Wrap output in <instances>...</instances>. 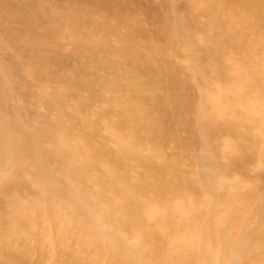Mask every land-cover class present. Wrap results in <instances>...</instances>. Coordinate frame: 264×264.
<instances>
[{"label":"bare ground","instance_id":"obj_1","mask_svg":"<svg viewBox=\"0 0 264 264\" xmlns=\"http://www.w3.org/2000/svg\"><path fill=\"white\" fill-rule=\"evenodd\" d=\"M199 3L201 10L195 8V5ZM184 4L186 6H183L190 14L187 27L194 31L205 29L220 32L218 38L208 36L205 39L207 42H201L206 49L205 55L214 61L227 62L231 67L230 72L224 71L221 62L213 67L215 77L221 80L220 84L209 83L208 74L201 73L198 90L203 96L198 97L195 105L196 113L199 114L197 124L205 125L211 122L218 131L226 127L230 121H218V115L226 114L227 109H219L224 108L226 102L233 105L227 112L230 115L229 120L240 119L245 112L247 114L263 112L264 99L262 97L264 96L259 95L263 101L259 104L258 111H255L258 101L245 103L248 105L246 107L239 99L246 98L245 95L253 96V93L261 92L264 95L262 92L264 91V13H253L255 14L252 17L253 21L247 27L242 26L243 18L240 17V12L243 10L252 11L258 7H264V0H185ZM73 6L79 9L81 2L74 0ZM130 9L131 5H122L117 14L119 17H125ZM73 18H77L74 20L78 22L86 20L88 23H95L98 27L110 32L115 30L114 34L119 33L117 24L105 20L98 22L93 14L80 16L79 13H75ZM126 27V32L131 38L128 41L129 48L130 46L133 47L131 49L141 46L140 42L144 40V36L137 35L136 32L142 28L127 25ZM75 35L69 36L68 39L71 42L75 41L77 39ZM89 42L96 43L97 41ZM47 47L44 49L43 44L32 42L27 51L34 52L44 49L46 56L54 57L55 53L49 51V49L54 50V46ZM99 48L102 52H114L111 55L114 64L108 67L109 72H105L106 68L102 64L99 65L100 60H97L98 62L93 67L92 65L89 67L94 71L93 81L86 82V85L96 87L97 101L108 103H99L96 100L92 103L66 102L70 96L79 91L78 87L70 88L67 94L60 91L46 94L49 100L48 104L44 105L47 110L51 109V113H45V123L40 129L42 134L39 131H23L20 123V126L15 127L20 131L18 134L21 142L15 153L7 151L8 157H6V150L0 147V264H264V257L258 260L260 251L257 248L264 241V229H261L258 234V245L251 253L245 255L257 228L264 222V203L248 210V216L252 219L251 225L245 222L246 219L243 221L239 216L235 218L233 224L238 240L232 245L227 243L229 251L234 249L237 254V256L231 255L235 257L231 259L232 261L224 259L222 256L224 250L220 251L222 257L218 255L216 258L212 254L210 241L200 242L193 237H181L182 230L197 226L207 214L203 212L202 218L193 216V212L190 211L191 216L185 217L182 208L178 207L180 200L177 195L184 191L180 193L183 195L185 190L192 187L193 179L191 182L190 180L186 182L183 181L186 176H181L183 178L179 183L173 178L175 168L171 167L170 161L175 154L179 157H186L190 150L188 148L177 149L179 148L177 144L181 138L184 140L185 137L180 138L175 135L172 137L171 146L174 147V151H169L170 148L166 149L168 144L164 141L165 135L175 133L178 127L180 129V126L185 124V119L181 118L182 109L187 107L184 106L185 103L176 107L171 104L174 98L185 93L184 82L183 80L163 79L166 74L172 76L173 72H178L177 65L166 64L162 70L151 67L146 71L149 76L147 80L133 79L115 83L116 78L128 77L129 71L124 70L121 60L135 63L145 59L148 64H153L159 59L156 57L158 53L148 52L134 60L123 54L124 47L121 45L110 46L105 43L99 45ZM207 57L204 60L201 55L198 60L203 64H208ZM139 68L136 73L140 71ZM155 79L169 81V83H163V89L154 94L155 97L148 99L144 91L153 86ZM232 81H235L232 86L223 87L222 82ZM180 84L182 86H179ZM110 98L114 99V102L111 103ZM146 99L151 103L150 108L147 107ZM162 105L170 109L161 113L156 112L155 107ZM249 108L255 109V112L250 111ZM82 109H88L89 114L80 115ZM263 115L260 114L262 117ZM262 117L258 119L259 122ZM106 118H112L113 123L110 127L104 123ZM219 118L225 120L226 116ZM0 126H2L1 121ZM195 127H191V130ZM259 128L256 129L260 132L261 128ZM75 131L84 134L86 132V134L80 136L77 133L74 134L78 136L77 140L62 141L65 135ZM94 135H100V137L93 141ZM0 136L3 137L2 134ZM40 136L54 137L61 143L56 140L55 145L45 149L44 153H36L31 145ZM199 137L204 138V142H201L205 145L202 148L198 146L201 151L196 153L198 158L196 157L195 165L203 182L216 191L217 198L216 193L219 192V187H226L225 178H218L224 175L226 169L216 164L215 159L219 156L211 151L208 135L205 138L204 133ZM127 139L129 141H124ZM193 139L191 144H193ZM219 142L218 145H220ZM13 163H16L17 168L11 172L10 164L13 165ZM21 167L24 172L22 175L19 171ZM122 167L130 168L134 174H122ZM177 172L179 171L176 170L175 176ZM199 184L202 185V182ZM231 186L228 190L230 192L233 190ZM233 195L238 198V193ZM207 198L205 200L203 198L204 202ZM185 200L187 201L186 198ZM207 203L210 205V202ZM199 205L201 206V203ZM188 212L187 209V215H189ZM218 218L215 217V220L217 221ZM209 222L212 223L211 220ZM172 223H179V225L173 227ZM213 228L215 230V227ZM221 243L225 244L224 241Z\"/></svg>","mask_w":264,"mask_h":264},{"label":"rangeland","instance_id":"obj_2","mask_svg":"<svg viewBox=\"0 0 264 264\" xmlns=\"http://www.w3.org/2000/svg\"><path fill=\"white\" fill-rule=\"evenodd\" d=\"M78 1L81 2V6L79 9L73 6L74 0H0V119H2L0 120L2 122V126H0V134L3 135V137L0 136V147L6 150V157H8L7 151L9 153H15L19 143H21L18 134L20 131L15 129V127L20 126V123L22 124L23 131H39L42 134V131L40 129L45 123V113H51V109L47 110L46 106L44 105L48 104L49 100V97H46V94H52L56 91L64 92L65 94H67L70 88L74 89L75 87H78L79 91L70 96L66 102H75L77 104L79 102L92 103L95 100H98L96 96V87L86 85V82L93 81L92 75L94 71L90 70L89 67L91 65L93 67L94 64L98 62L97 60H100L99 65H104V68H106L105 72H109L108 67H110L111 64H114V59L111 56L114 52H102L99 48V45L105 43H108L110 46L116 44L121 45L122 47H124L123 54L129 59L134 60L139 59L141 56H144L148 52H157L158 55L156 57L159 59H157V61H154L153 64H148L145 59L140 62L136 61L135 63H133V61L128 62L121 60L122 65L124 66V70L129 71L127 75L128 77H126L125 79L116 78L117 82H113H126L133 79L147 80L149 78V76L146 74L147 69L154 67L160 68L162 70L166 64L177 65L178 72H173L172 76L166 74V77H163V79L174 81L183 80L186 91L185 93H182L180 97L174 98L173 101H171V104L173 105V107H176L179 104L185 103L184 106H187L188 108L184 107L181 111V115L183 114L181 118L183 120L185 119V124H182L180 126V129L178 127L175 133L165 135L164 141L168 144L166 146V149L170 148L169 151H174V147L172 148L171 146L172 137L174 135L179 136L180 138L181 136L185 137L184 140H182L183 138H181L182 141L180 140L177 144L179 145V148L177 149L184 150L188 148L190 150V152L188 151L189 153L187 152L186 157H179L175 154L173 159H171L172 162L180 160L179 162L177 161L173 164L170 161L171 167L175 168V172H173V178L178 180L179 183H181L182 178L185 176V180L183 179V181L188 182L190 180L189 182H191L193 179L192 187L185 190L186 194H180L183 193V191L177 195L178 199L180 200L178 207L182 208L185 213V217L191 216L192 212L193 216H201L202 218L204 214H207L203 220H200L201 224L199 222L197 226H192L188 229H185V231L182 230L181 237H193L198 241L200 240V242L202 240H206L208 242L210 241L212 254L216 258L219 255V257L223 256L224 259L227 258L229 259L228 261H232L233 257L235 255L237 256V254L235 253L234 249H230L229 251L227 243H229V245H232L234 241L238 240V235L235 233L236 229L233 224L235 218L239 216L243 221L246 219L245 222L248 225H251L252 219L248 216V210H251L254 207L261 206L264 203V158H262V156L264 157V136H262L264 135V124L262 123L264 122V107L263 112L261 111V113L258 112L256 114L251 112L250 114H247V112H245L244 114H242V118L231 119L230 117L231 120H229L230 115H228L227 112L230 111V108L233 105L230 102H226L224 108H219L220 110L221 108L223 110L227 109L226 114H222V116H226L225 120L219 118L222 117L221 115H218L219 117L214 116L218 117L219 122L230 121L226 127H223L218 131L215 129L216 127H214V124H212L211 122L206 123L205 125L197 124L196 120H198L197 117L199 116V114L196 113L195 105L196 102H198V97L203 96V94H201V91L198 90V82L200 81L201 73L205 72L208 74L210 80L209 83L220 84L221 80L215 77L216 75L214 73L213 67L217 63L221 62L223 63L222 65L225 72L231 71V67H229L227 62L225 63L222 60L214 61V59L212 60L208 58L205 55L206 49L204 48L203 43H201L204 42L206 37L208 36H217L218 38L220 36V32L205 29L194 31L187 27L190 14L183 6L185 5V0ZM122 5H131V9L125 17H119V15L117 14L119 13V9ZM195 8L201 10V4L199 3L195 5ZM75 13H79L80 16L85 14H93L98 22H102L103 20H105L115 23L117 24V26H119L117 27L119 33L114 34L115 30L113 32L107 31L106 29L98 27L95 23H88L86 20H81L78 22L77 20H74L77 18H73V14ZM253 13H264V7L261 6L252 11L243 10V12H240V17L243 18V21L241 23L242 26L247 27L253 21L252 17L255 16V14ZM44 18L45 20H42ZM126 25L135 27L140 26V28H142L138 29L136 32L137 35L144 36V40L140 42L141 46H136L134 49H131L132 46H130L129 48L130 43H128V41L131 38H129V34L126 32ZM73 34H76L75 37H77V39L71 42V40H69L68 38ZM92 36L94 38H91ZM92 40H95V42L97 41L99 43L89 42ZM32 42L40 43V45L43 44L44 49L48 48L47 46L50 45L54 46V50L49 49V51L54 52L55 56H46V52L44 49L42 51L40 49V51L34 52L27 51V48L31 47ZM196 53L199 54V56H197ZM201 55L203 56L204 60L207 57L208 64H203V62L198 60ZM211 64L213 65L209 67V65ZM138 68L140 69V71L136 73V70ZM109 77H111V75ZM165 82L169 83V81L155 79L153 81V86L144 91V93L146 94L145 97L148 99H150L151 97H155L153 95L159 93L163 89L162 84ZM233 82L235 81H232L230 83L222 82V85L224 88H228L234 84ZM179 86H182V84H180ZM259 95H261V97L264 96L261 92L253 93V96L245 95L247 99L243 97L240 98L239 101L241 100V103L246 107L248 105H246L245 103H256L258 101V104H256L257 110H252L249 108L250 111H258V108L260 106L259 104H262L261 101H263L264 99V97H262L263 99H261ZM148 99H146L147 107L150 108L151 103ZM255 99L257 100L255 101ZM109 101L112 103L114 102V99L110 98ZM97 102L108 103L107 101ZM262 105L264 106V102ZM37 109H39L40 112L37 111ZM168 109L170 108L166 109L164 105L155 107V111L159 113L164 112ZM79 114L82 116H87L89 114V111L88 109H82ZM260 114L263 115V117L260 116ZM261 117L262 119H260L261 121L259 122L258 119ZM193 119L195 121H193ZM192 122H195L197 125L195 123L193 124ZM104 123H107L110 127L113 123L112 118L104 119ZM189 123H191L192 125ZM182 126L185 127L182 128ZM191 127L195 128L191 130ZM255 127L259 128L260 132ZM187 128H189L190 130ZM203 128L205 129L203 130ZM59 129L60 127L58 126L57 130L59 131ZM198 130L202 131L198 132ZM197 132L201 135L205 133V138L208 135V139L210 140L211 144V151L213 152V154L217 153V155L219 156L215 159L217 161L216 164H220V166H224L223 168L226 169L224 175L218 177L225 178L226 187H219V192L216 193L217 198L215 196L216 191L211 189L205 182H203L202 176L198 174V168L195 165L198 158L196 153L198 154L199 151H201L200 148L204 147L203 145H205V143L203 144L204 138L199 137L200 134H198ZM77 133L80 136H84L86 134V132L84 134L80 131H77ZM77 133L76 131L74 133L69 132L67 135H65L64 140L62 141L66 142L67 139L77 140L78 136L74 135ZM220 134L222 135L221 137ZM223 135L225 136L223 137ZM216 136H218V138ZM99 137L100 135H94L93 138L95 139L93 141H95ZM200 138H202V140ZM192 139L193 144L190 143L192 142ZM217 139L219 140L217 141ZM56 140L57 139L54 137L47 138L46 136H40L37 138L36 142H33L34 144H32L31 146L34 152L44 153L45 149L55 145ZM212 140L215 142H213ZM124 141H129V139ZM59 142L61 143V141ZM218 142L220 143V145L226 144L227 146H220L218 145ZM245 146L247 148H245ZM255 156L258 158H256ZM182 160L184 161L181 163ZM10 165L11 172L15 168H17V166H15L16 163ZM228 168L230 170H228ZM176 170H178L179 172H177L178 174H176L175 176ZM19 171L21 175L24 173L22 167L21 169H19ZM121 172L122 174H134L133 170H131L130 168L126 169L124 167L121 168ZM180 172L182 175L180 174ZM197 174L199 175V177L197 176ZM181 176L183 177L181 178ZM200 182H202V185L199 184ZM250 183L252 185H255L252 186ZM230 186L233 187L232 192L228 191ZM232 193H236V195L238 193V198ZM187 197L189 198V200ZM193 197L194 199H196L194 200ZM218 197L221 198L219 199ZM233 197L236 201H234ZM185 198L187 199V201L185 200ZM203 198L204 200L205 198H207V200L204 202ZM213 201H215L216 203H213ZM187 202H189L190 204ZM207 202H210V205ZM197 203H201V206H198ZM202 205L204 208L202 207ZM217 205H219V207ZM205 206H207V208H205ZM187 209L189 211V215H187ZM203 212L205 213L203 214ZM220 212L222 214H220ZM225 213L228 214L226 215ZM219 216L220 218H218ZM215 217L218 218L217 221L215 220ZM210 220L213 224L209 222ZM219 221L221 223H219ZM178 225L179 223H172L173 227H176ZM221 226L223 228H220ZM213 227H215V230ZM261 229H264V222L257 228L253 240L249 243L248 248L245 251V255H247V253H251L253 248L258 245L259 240H257V238ZM219 231L221 233L218 234ZM223 231H227L228 233H224ZM197 235H199L200 237ZM224 236H226V238ZM221 240L224 241L225 244L221 243ZM257 248L260 251V255H258V260L260 261V258L262 259L264 257V241L261 242L260 247ZM222 250H224V252ZM220 251L223 252L222 256H220L222 253ZM232 254L234 256H231ZM261 254L263 255L261 256Z\"/></svg>","mask_w":264,"mask_h":264}]
</instances>
